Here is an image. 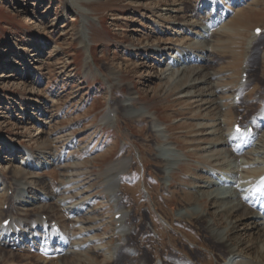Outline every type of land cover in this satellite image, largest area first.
Here are the masks:
<instances>
[{
    "label": "rangeland",
    "instance_id": "1",
    "mask_svg": "<svg viewBox=\"0 0 264 264\" xmlns=\"http://www.w3.org/2000/svg\"><path fill=\"white\" fill-rule=\"evenodd\" d=\"M79 4L88 10L85 45L78 37L83 18L79 6L68 8L66 0H0V75L14 74L13 69H18L17 77L0 78V144L18 145L24 151L25 146H41L31 150L53 153L48 148L52 140L58 149L65 150L68 145L64 140L72 138L73 148L68 150L79 162L78 168L72 170L78 174L73 178L91 180L100 168L106 180L115 165L122 178L117 184L120 192L113 199L107 185L98 192L89 182L88 191L75 199L96 196L93 208L95 213H101L103 225L102 240L94 238L86 246L88 236L97 235L93 233L97 227L86 226L87 220L80 219L79 233L74 234L85 232L82 246L88 248L82 249L80 255L54 259L12 253L2 247L0 264H162L192 252H199L196 261L203 264H224L229 254L224 249L213 251L215 241L209 238L206 219L198 213L187 214L184 209H194L189 204H194L202 192H208L207 171H222L223 175L225 169L239 170L234 159L229 165L224 156L218 162L209 157L211 153L206 149L211 146L210 140L222 133L228 135L227 129L240 116L242 124L264 108V0H248L237 8L232 5L224 22L205 27L193 15L200 6L203 16L212 12V6L204 7L202 0H90ZM173 7L179 11L167 15V9ZM193 18L194 24L206 33L181 40L185 30L177 36L174 22L180 24ZM256 27H261L263 33L255 34ZM209 30L212 52L201 53L207 49L204 40ZM171 49L179 51L171 60L175 66H169L168 58L166 63L156 61L159 53L171 54ZM192 51L209 55L208 61L196 66L214 73L213 86L227 90L218 96L224 101L225 111L217 117L214 111L206 110L208 105L200 102L202 97L189 96L185 87L190 81L180 80L183 69L178 68L177 56ZM34 52L39 53L38 57H29ZM88 53L92 60L85 64ZM22 58L28 59L25 71L24 66H17V60ZM20 74L24 79H16ZM245 74L248 76L243 85L248 87L237 94ZM237 105L243 107L240 115ZM109 111L113 115L110 120ZM140 111L144 114L136 115ZM217 119L221 135L205 137L207 130L202 125ZM156 122L164 128L166 141L154 126ZM164 143L172 144L181 153L170 177L166 176L167 162L161 155ZM219 146L211 147L216 150ZM5 155L0 153L2 165H6L5 160L1 161ZM9 167L4 170L6 174L13 170ZM66 173L65 169H51L44 175L45 179L59 182ZM225 176L230 180L228 174ZM203 185L206 188L199 187ZM40 187L47 188L42 183ZM230 189L228 185L218 193L222 195ZM85 200L90 209V199ZM54 204L52 201L50 207ZM196 206L200 212H208L220 228L239 218L215 214L210 198L204 197ZM56 208L61 215L63 205L56 204ZM119 211L128 212L125 225L131 230L124 234L116 228L120 223L123 230L122 222L114 218ZM92 212L88 210L86 215ZM249 234L241 230L238 236L253 239ZM117 243L124 246V252L137 255L136 259L120 256ZM111 252L115 253L109 261ZM239 252L243 254L245 249L240 247Z\"/></svg>",
    "mask_w": 264,
    "mask_h": 264
},
{
    "label": "bare ground",
    "instance_id": "2",
    "mask_svg": "<svg viewBox=\"0 0 264 264\" xmlns=\"http://www.w3.org/2000/svg\"><path fill=\"white\" fill-rule=\"evenodd\" d=\"M79 1L88 2L90 0H66V7L68 8L72 6L80 7V12L83 14V18L81 20L80 30L78 31V35H79L78 37L80 39V42L83 45H85V43L87 42V34H88L87 26L89 23V20L87 17L88 10H86V8L82 4H79ZM202 1H203L204 7L212 6V12L207 16H203L201 13V9H200L201 6H200L197 8L196 12L193 15L195 16L194 18H197L198 21H200L198 23H200L201 26L205 27L207 25H211L213 22H218L217 25H220L229 16L230 11L232 10V7H231L232 5H234V7L237 8L243 5L244 3H247L248 0H202ZM215 8L217 12H214ZM167 11L169 12L167 13L168 15L176 11H179V8L178 7L168 8ZM214 13H217V14L214 15ZM170 18H172L171 15H170ZM194 18L184 20V22H181L180 24L177 22H174V25H176V27L178 28V32L176 33L177 36L179 32L185 30V32H181L184 36V37H181V40L188 39L189 37H190L189 39L192 40V39H195V37H200L201 35L206 33V31H203L202 28H199L197 24H194V20H195ZM196 28H198L199 30ZM210 31L211 30L207 32L209 33V36L207 37L208 39L204 40L205 46L207 45V49L206 50L203 49V51H200L201 53L212 52L211 50L212 46L210 47L211 45L210 43L213 40L212 38H210V35H211ZM163 32L164 31L162 30L161 33ZM182 34H180V36ZM32 44L34 43L32 42ZM86 49H87V46H86ZM168 54L169 53L167 52L166 53L162 52L161 54L159 53V56L157 57L156 61L158 63H162L165 60L164 57ZM38 55L39 53L34 52L29 57H32V56L38 57ZM177 57H179L178 59L179 61H177L178 68L183 69L182 70L183 72L181 73L182 77L180 80L181 81L188 80V82L190 81L187 87H185L187 89V93H189V96H193V97L195 96L196 98L202 97L200 99V102L202 101L204 106L208 105L206 110L214 111L216 114V117L219 116L220 113H224L225 111L224 109L225 105L223 103L224 101L218 100L219 99L218 96L221 93H226L227 90L220 89L221 87L217 88L213 86V79L216 77L214 73L205 71L204 66H196V65H200V62L203 60L208 61L209 55L208 54L207 55H197L195 54V51H192V53L186 54V56L181 53ZM169 59L172 60L173 59L172 56L169 57ZM91 60H92V57L88 53V55L86 56L85 64H88V62H90ZM27 61L28 59H23V58L19 61L17 60V66L18 67L24 66L25 68L23 71H25V69L27 68V64H26ZM165 63H166V60H165ZM183 65L185 66L187 65L186 66L187 68L185 66L182 67ZM243 66L245 67L244 72H246L248 70L247 64ZM85 68H86L85 70L87 71L88 66L86 65ZM13 71H14V74H9V75L1 74L0 78H2L3 76H6L8 78L9 76L17 77L18 73L16 72L18 71V69H15V70L13 69ZM26 73L27 72H25V74ZM27 75H30L29 72L27 73ZM244 77L245 75H243V78ZM16 79H19V80L24 79V74H20V76ZM241 80H242V76H241ZM243 84H244V80L242 81V85ZM246 86L247 85L245 84L242 87L237 88V94L243 93L246 90ZM35 101L37 103L39 100L35 99ZM127 106L129 107V105ZM236 107L240 109L239 113L237 112L240 115L241 111L243 110L242 109L243 107H240L238 105ZM220 109H224V110H220ZM21 110H23V107L21 108ZM45 113H47V110H45ZM143 114L144 112L140 111L136 115H143ZM112 118H113V115L111 114V111H109V113L107 114V119L110 120ZM239 118H237L235 123L234 122L232 123L233 125H231L232 126L231 128L227 129L226 133L228 135L224 136V134L222 133V136H218L217 138L215 139L212 138V140H210L211 146H214L217 144L220 145L218 149L214 150V147H211L210 144L209 146L207 145V149H206L208 150V154L211 153L209 157H215L217 162L219 159H222L221 156L228 158L226 162H228L229 165H230V162L236 161L237 166L239 167V170H236V168H230L229 170L225 169V172H223L224 174L222 173L223 175H221L222 171L221 172H218V171L208 172L207 171L205 173L207 174V178H208V181L206 183L210 187L208 192H202V194L198 195L195 198L196 202L194 204L192 205L189 204L190 208L195 207L194 209L189 210V208L185 206L184 210H185V213L187 214H197L198 213L199 217L206 219V230L210 234L209 238L215 241V245L214 247H212L213 251L218 252V251H221V249H224L229 254V257H227L225 264H264V108L261 109L256 115H254L252 117V120L248 119L246 122L242 123L240 125L242 127L240 131H236L235 127H236V124H238L239 122L238 121ZM36 120H38V118H35V121ZM154 126L156 127L160 136L166 141L167 136L164 133V128L158 122H156ZM202 126H205V129L207 130V133L203 134L205 137H211V135H216V133H219V135H221L218 119L214 120L213 123H210V124L206 123L205 125H202ZM37 130H39V128ZM71 139L64 140V143L66 142L68 147H66L65 150L63 149L62 152L61 151L57 152V145H54L53 143H52V146L50 144V146L48 147L50 149L52 148V150L54 151L53 153L49 151H42V150L39 152H33L31 149L27 148L28 152L26 153V157L22 158L23 162L19 163L21 164V166H17V170H16V172H23L24 176L18 177V175H14L13 182L17 186L15 187V191H16L15 198L9 204V207L11 210L22 208V209H19V211L21 210L25 211L29 209L30 207L35 206L36 204H39L40 205L39 207H42L45 205L50 206V203L55 199L56 195L47 194V197L44 198L43 195L45 193L41 192L40 189L37 186H35L36 185L35 181L38 178H40L41 171L45 169H49L51 168V166H56L57 168H64L63 163H65V161H67L68 159H72V153L70 154V150H68L69 148L71 149L73 148L72 147L73 139L72 140ZM0 145H3V147L7 146L5 143H1ZM160 148L162 150L161 155L163 159L167 162V166L165 168L166 176L170 177L172 171L175 168V165L178 159H181L180 158L181 153L179 150L173 147L172 144H168V143H164ZM7 159H13V157H10ZM22 163L24 165H22ZM9 166H10L9 169L13 168L12 164H10ZM121 167L123 169H126L125 165H122ZM0 169H1L0 170V177H1L3 174H6V173L4 170H2V166H0ZM109 170L112 172V175L108 176L105 181H106V185L108 186L107 188L110 189V193H109L110 196L113 199H116L120 192V190L119 191L117 190L118 188L117 184L122 178L120 174L116 173L117 169L115 165ZM11 171L14 172V169ZM227 174L229 175L230 180H225V177H226L225 175ZM221 179L223 181H221ZM5 180L6 179L0 180V192H1L0 193V204L6 203L4 202L6 199L1 198L2 196L5 197L7 193L6 187L4 186ZM220 184L227 185V187L229 185L231 187L230 189L231 191L229 190L225 194L220 195L218 193V191L221 189L220 187H218V185ZM199 187L206 188V186L204 185L199 186ZM23 189L24 191H22ZM26 191L27 193H30V195L28 196L24 195V192ZM204 197L210 198L212 200L213 208H215V211H216L215 214L217 215L225 214L227 216L239 215L238 216L239 218L236 220V222L233 221L231 222V224H227L224 227H221V228L218 227V225L215 223L214 219L210 216L208 212H203L204 210L200 212L199 207L197 209L196 205H198L199 202ZM65 198H66L65 194H63V197L59 199L60 202L64 201L63 202L64 205L68 204V202L65 203ZM85 204H87L85 201L74 202L73 204L70 205V207L73 208L74 210H77L83 207ZM0 210H2V208H0ZM1 215H3L2 211H1ZM119 215H120L119 216L120 220L118 221L122 222L123 230L121 226L119 225H118L119 227L116 226V228L117 230L119 229V231H122L123 234L127 233L128 231L131 230V228L125 225V221L128 218L127 217L128 212L119 211ZM40 218L42 217H39L35 221L37 225H39L40 223H44L43 221H41ZM242 226L243 228H241ZM39 227L40 226H38L36 230L34 228H33L34 230H32L33 232H35L37 236H32V238L24 240L25 243L23 242L21 244L22 245L25 244V247L27 246L41 247L43 243H52L53 246H51L50 244L45 246V250H44L45 253L51 252V253H58L59 255L65 254L66 255V256L64 255L65 258H69L67 256L71 254L80 255L81 253H83V252H80L82 249L83 250L88 249L87 247L84 248V246H82V241L84 240L85 232L81 231V233L78 234L79 236L74 233H73V236H69L68 233L66 232H63L60 235L51 233L48 236H44L38 230ZM45 227H46V224H45ZM241 230L242 231L244 230L245 232L250 233L249 235L252 236L253 239L246 240L243 238H239L238 234H240ZM230 232L233 233L232 236L230 235ZM6 238L7 237L0 236V245H3V246L5 245V243L3 242V239H6ZM77 238L80 240L77 241ZM22 239L24 238H20L19 241H21ZM87 239L89 241L86 242V246L88 245L89 242L94 241L93 240L94 236L90 235L88 236ZM116 246H120L119 243H117ZM9 247H12L11 242H9ZM123 247L124 246L122 245L120 246L119 255L120 256L124 255L125 257L132 258L133 260H135L137 255H134V256L129 255L128 253L124 252ZM240 247L245 249V253L240 254L239 252ZM24 248L22 247L18 249V252L23 254L25 250ZM41 248L43 249V247ZM2 249H4V247ZM115 250L116 248L114 249V251ZM115 252H111L110 253L111 256L107 257V259L109 258V261H110V258L114 257L113 254ZM136 252H140V250H136ZM199 256H200L199 252H192L191 254L186 253L185 255H178V257L174 261L164 260L162 264H203L201 263V261H196V259L198 260ZM141 264H147V263L142 262Z\"/></svg>",
    "mask_w": 264,
    "mask_h": 264
},
{
    "label": "snow or ice",
    "instance_id": "3",
    "mask_svg": "<svg viewBox=\"0 0 264 264\" xmlns=\"http://www.w3.org/2000/svg\"><path fill=\"white\" fill-rule=\"evenodd\" d=\"M259 31H260V30H259V29H257V33H258V34H259ZM237 130L239 131V129H237Z\"/></svg>",
    "mask_w": 264,
    "mask_h": 264
}]
</instances>
